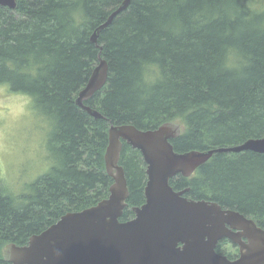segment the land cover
I'll return each mask as SVG.
<instances>
[{
	"label": "trees",
	"instance_id": "16d2710c",
	"mask_svg": "<svg viewBox=\"0 0 264 264\" xmlns=\"http://www.w3.org/2000/svg\"><path fill=\"white\" fill-rule=\"evenodd\" d=\"M122 0H17L0 6V85L35 99L53 122L57 164L23 194L0 184V245H23L68 211L108 196L104 153L111 124H180L176 151L264 137V0H130L97 43L93 30ZM99 57L108 78L75 103ZM129 195L121 220L144 201L145 163L122 143ZM186 195L239 211L264 228V154L215 153L190 177L170 180ZM231 257L230 254H228ZM0 264H9L3 257Z\"/></svg>",
	"mask_w": 264,
	"mask_h": 264
},
{
	"label": "water",
	"instance_id": "95a60500",
	"mask_svg": "<svg viewBox=\"0 0 264 264\" xmlns=\"http://www.w3.org/2000/svg\"><path fill=\"white\" fill-rule=\"evenodd\" d=\"M129 2L122 0L93 30L91 42L97 43L101 30ZM16 4L17 0H0V6L9 9H15ZM107 78L108 64L99 57L75 98L76 105L95 119L102 115L86 101ZM180 132L181 126L175 122L154 129L111 124L103 156L106 173L113 179L108 196L92 206L64 213L23 245L6 244L3 259L9 264H264V229L252 218L212 200L190 199L185 195L188 187L176 190L170 184L177 175L190 177L215 153L250 150L264 154V137L248 138L232 146L179 152L171 140ZM123 142L139 150L146 174L145 201L132 208L134 217L126 221H120L129 195L119 163ZM225 238L239 245V255L234 259L216 251Z\"/></svg>",
	"mask_w": 264,
	"mask_h": 264
},
{
	"label": "rangeland",
	"instance_id": "374dc122",
	"mask_svg": "<svg viewBox=\"0 0 264 264\" xmlns=\"http://www.w3.org/2000/svg\"><path fill=\"white\" fill-rule=\"evenodd\" d=\"M28 96L23 93H9L5 86L0 87V184L7 189L8 192L16 195L23 194L28 191L29 185L38 177L46 174L52 167H48L43 160H39L34 168L28 171L10 172L7 168V163L11 160V154L20 152L25 147L23 139H18L16 143L9 140L7 133L11 132L13 121L24 113L25 106L29 104ZM7 109L5 112L4 109ZM52 122L42 111L36 106L35 110L28 121V127L31 132L30 140L27 147L31 153H39L41 144L47 139V148L50 154V159H54L57 164V159L50 145L49 123ZM55 164V165H56ZM54 165V166H55ZM8 172L5 179V173ZM224 253L234 255L235 249L229 245L223 249Z\"/></svg>",
	"mask_w": 264,
	"mask_h": 264
},
{
	"label": "clouds",
	"instance_id": "9594fccd",
	"mask_svg": "<svg viewBox=\"0 0 264 264\" xmlns=\"http://www.w3.org/2000/svg\"><path fill=\"white\" fill-rule=\"evenodd\" d=\"M3 87V85H0ZM27 95V94H26ZM29 104L25 106L24 113H22L16 120H14L13 127L10 133H7L8 138L13 143H16L18 139H23L25 147L20 150L17 154L13 152L11 154V160L7 163V168L10 172L16 171H28L34 168L39 160H43L47 166L50 168L56 164L54 159H50V154L47 148V139L42 142L41 149L39 153H31L27 144L31 137V132L28 127V121L35 110V99L28 96ZM7 112V109H4ZM53 127V122L49 123V132ZM8 172L5 173V179L7 178ZM6 245H0V258L3 257V249Z\"/></svg>",
	"mask_w": 264,
	"mask_h": 264
},
{
	"label": "flooded vegetation",
	"instance_id": "af4514ba",
	"mask_svg": "<svg viewBox=\"0 0 264 264\" xmlns=\"http://www.w3.org/2000/svg\"><path fill=\"white\" fill-rule=\"evenodd\" d=\"M186 195V194H185ZM187 196V195H186ZM190 199H194V198H191V197H189ZM194 200H200V199H194ZM206 200H208V199H206ZM145 201V200H144ZM144 201L142 202V203H140V204H138V205H134V206H140L141 204H143L144 203ZM127 202V201H126ZM219 204V203H218ZM134 206H132L131 208H130V210L132 211V216H130L128 219H126V220H130V219H132L133 217H134V212H133V210H132V208L134 207ZM222 207V206H221ZM223 208V207H222ZM247 217V216H246ZM126 220H121V217H120V221H126ZM257 224V223H256ZM258 225V224H257ZM260 227V226H259ZM262 228V227H261ZM264 229V228H263ZM235 232H239L240 230H237V229H235L234 230ZM242 240L244 241V242H247L248 240H247V238H245V237H242ZM181 244L179 243L178 244V246H180ZM227 245H229V246H231V247H233L236 251H235V254L234 255H231V257H229L228 256V254L227 253H224L223 252V248L225 247V246H227ZM216 251L218 252V253H221V254H226L230 259H234V258H236L238 255H239V245L238 244H236V243H234L233 241H231V240H229V239H222V240H220L219 241V243L217 244V246H216Z\"/></svg>",
	"mask_w": 264,
	"mask_h": 264
}]
</instances>
